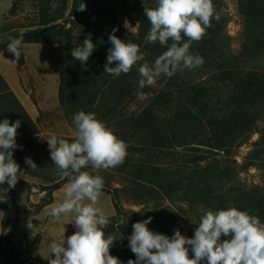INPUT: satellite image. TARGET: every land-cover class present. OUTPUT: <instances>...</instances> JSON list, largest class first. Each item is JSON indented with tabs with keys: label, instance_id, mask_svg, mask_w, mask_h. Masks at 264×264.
Listing matches in <instances>:
<instances>
[{
	"label": "trees",
	"instance_id": "16d2710c",
	"mask_svg": "<svg viewBox=\"0 0 264 264\" xmlns=\"http://www.w3.org/2000/svg\"><path fill=\"white\" fill-rule=\"evenodd\" d=\"M138 1L133 12L137 31L126 35L120 24L127 12L115 9L121 5L127 8L131 2L126 0H112L108 5L99 0H26L32 18L25 31L15 36L23 35V44H62L65 52L59 68L58 102L68 125L74 129L73 116L80 110L95 113L127 146L121 165L93 173L103 177L102 192L111 197L115 214L105 232L121 234L110 253L122 264L136 259L128 240L132 225L149 217L147 227L154 232L171 237L179 229L181 235L192 238L196 228L190 225L185 205L194 219L198 213L201 218L206 211L235 207L264 222V191L240 184V176L253 164L235 158L236 151L254 134H259L255 147L264 138L258 133L259 123L264 121V0H236L235 14L214 8L219 19L212 18L205 35L191 42L189 49L203 58L202 66L177 71L171 77L161 74L154 86L143 89L138 86L140 65L154 64L167 49L145 40L151 25L144 8H154L157 0ZM82 4L86 5L84 11L79 10ZM221 14L239 21L236 49L224 33ZM114 28L118 38L138 44L144 55L128 74L118 77L105 72L112 47L109 34ZM89 34L95 49L81 65L71 51ZM182 41L188 42L183 34ZM7 44H0V52ZM109 66L115 67V62ZM140 91L147 99H138ZM4 119L10 123L20 120L13 150L20 172L28 169L25 159L31 158L37 168H30V173L57 182L53 191L67 183L51 160L47 141L39 138L36 124L6 85L0 89V122ZM125 204L131 208L126 209ZM10 206L16 210L14 200ZM3 213L5 221L8 208L4 207ZM229 238L222 236L221 241ZM2 242L1 264H23L8 241Z\"/></svg>",
	"mask_w": 264,
	"mask_h": 264
},
{
	"label": "clouds",
	"instance_id": "9594fccd",
	"mask_svg": "<svg viewBox=\"0 0 264 264\" xmlns=\"http://www.w3.org/2000/svg\"><path fill=\"white\" fill-rule=\"evenodd\" d=\"M55 7V5H53ZM85 4L79 8L84 11ZM151 27L145 37L147 43L159 42L166 47L154 64L144 62L138 72L140 89L154 86L157 78L164 74L173 76L183 69L192 70L202 66L203 58L189 52L191 42L199 41L211 26L214 16L213 0H157L154 8H144ZM117 29L109 34L112 47L108 50L105 72L111 76L128 74L132 67L144 60L140 46L125 42L115 35ZM182 34L188 42L182 41ZM7 51L15 57L16 63L21 58L23 35L9 37ZM171 40V44H169ZM95 45L91 35L84 39L81 46L71 51L72 57L84 65L92 55ZM115 62V67H110ZM140 100L147 95L137 92ZM75 139L69 142L50 134L47 139L50 157L57 166L61 178H66L64 200L53 205L48 215L53 222H61L69 213L74 214L76 231L62 236L50 245L52 259L49 264H121L119 259L110 254V248L117 237L105 230L111 221L98 204L104 187V179L93 175L101 169L107 170L121 165L127 155L126 144L120 140L107 125L97 119L95 113L78 111L73 116ZM20 120L10 123L8 119L0 122V185L8 184V189L0 188V202H4L7 191L14 188L18 181L20 167L13 159V150L17 148V129ZM25 163L35 170L37 165L31 158ZM91 168V171L83 170ZM33 219L27 221L32 230ZM147 220L132 225L133 231L128 237L129 247L136 259H129L127 264H264V222L247 211L235 207L206 211L200 218L194 236L181 235L179 229L169 237L150 230ZM230 237L221 241V237ZM189 247L193 253L189 257Z\"/></svg>",
	"mask_w": 264,
	"mask_h": 264
},
{
	"label": "rangeland",
	"instance_id": "374dc122",
	"mask_svg": "<svg viewBox=\"0 0 264 264\" xmlns=\"http://www.w3.org/2000/svg\"><path fill=\"white\" fill-rule=\"evenodd\" d=\"M99 1L104 5L112 3V0ZM127 2H131L127 8H121L122 5L120 8H115L120 12L124 10L125 14L127 12V15H124L125 17L123 16L122 23L120 24L126 35L134 34L137 31V19L133 12L137 9L136 5L139 1L126 0V3ZM235 2L236 0H216L214 8H218L219 12L224 14L225 12L235 14L233 11ZM0 8H3V10H0V44L9 43L10 41L8 38L15 37L17 34L24 32V26L31 21V12L28 9L30 8L29 3H27L26 0H0ZM128 13L131 16L128 15ZM224 14L220 16L223 18V22H225L223 26L224 33L230 37L232 48L236 49L239 45L241 33L239 21L237 18L225 16ZM21 52L23 55L22 63L16 62L17 81L15 84L11 83V85H9L0 73V89L3 85H6L10 89L26 114L36 124L41 140L47 139L50 134H55L58 138L75 139V130L68 125L58 102L59 68L64 58V46L62 44H27L22 45ZM5 63L7 67H10L8 57H6ZM259 132L264 135V121L259 123L258 133ZM258 140L259 134H254L250 137V139L236 151L235 158L240 163L251 162L253 164L247 173L240 176V184L258 186L264 191V138H262L261 143L255 147L254 145L257 144L256 142H258ZM257 150L260 151L254 154ZM256 155H258L257 160L254 159ZM26 167L28 168L27 170L18 172V181L15 187L9 190V193L14 196L15 188L20 187L25 189L28 195H39L41 199L37 203V208H40L51 202L53 188L57 182L49 183L45 175H32L30 173V166L26 165ZM43 176L46 178H43ZM0 187L4 189L7 187L6 189H8L9 186L5 183L4 185H0ZM233 190H236V187H233ZM106 194L107 193L104 192L101 194V197L104 198L101 202L103 203L107 200V205L112 208L111 197ZM229 194L230 193H228V195ZM12 200L14 199L12 198L11 201ZM124 207L126 209L131 208L127 204H125ZM132 208L136 210L135 207ZM187 208V205H185V209L191 220L190 225L196 228L197 225L195 222L200 219L198 218L199 213L196 217L197 219H194ZM196 210H194V212H196ZM2 259L3 256L0 255V263Z\"/></svg>",
	"mask_w": 264,
	"mask_h": 264
},
{
	"label": "crops",
	"instance_id": "0c3cea01",
	"mask_svg": "<svg viewBox=\"0 0 264 264\" xmlns=\"http://www.w3.org/2000/svg\"><path fill=\"white\" fill-rule=\"evenodd\" d=\"M1 9L3 10V8ZM6 57H8L10 67H7L5 63ZM14 59V55L7 51L6 45L0 52V73L9 85L11 83L15 84L17 81V66L16 63L12 62ZM65 184L53 191L50 203L40 208H37V203L40 201L41 196L36 194L28 195L27 191L20 187L15 188L14 196H12L16 210L11 208V201L8 204L0 202V245L4 246L2 240H7L9 245L20 255L24 262L23 264H49V260L54 258L50 251L51 243L53 241L58 242L62 236H65L66 239L75 233V225L70 223L74 219L73 213L63 217L59 223L53 222V219L48 215L53 205L64 200ZM102 200L104 198L100 196L96 206L109 218L114 216L115 211L112 202V208H110L107 205V200L103 202L104 205L101 202ZM4 207L8 208V219L5 221ZM33 216L37 217V219L32 220L34 227L30 230L27 227V221L29 217Z\"/></svg>",
	"mask_w": 264,
	"mask_h": 264
},
{
	"label": "built area",
	"instance_id": "2783aa9c",
	"mask_svg": "<svg viewBox=\"0 0 264 264\" xmlns=\"http://www.w3.org/2000/svg\"><path fill=\"white\" fill-rule=\"evenodd\" d=\"M12 199V195L9 193V191H7L6 195H5V200L4 202H2L3 204H8Z\"/></svg>",
	"mask_w": 264,
	"mask_h": 264
}]
</instances>
